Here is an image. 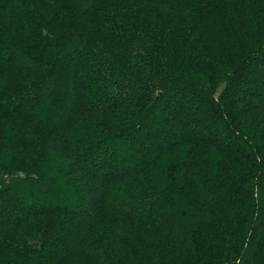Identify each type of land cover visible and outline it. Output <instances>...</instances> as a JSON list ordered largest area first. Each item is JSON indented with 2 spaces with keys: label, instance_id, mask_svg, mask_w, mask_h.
<instances>
[{
  "label": "trees",
  "instance_id": "trees-1",
  "mask_svg": "<svg viewBox=\"0 0 264 264\" xmlns=\"http://www.w3.org/2000/svg\"><path fill=\"white\" fill-rule=\"evenodd\" d=\"M226 1L0 0V124L10 122L0 132L10 130L16 152L57 135L61 146L46 149L51 161L61 153L50 172L47 163L15 166L20 157L5 162L3 156L0 264H264V192L246 220L242 204L257 200L259 191L249 173L254 146L237 134L238 122L229 120L224 132L212 122L199 141L193 137L194 124L204 123L199 114L185 123L161 115L162 103L173 96L176 109L190 95L204 104L193 89L203 84L192 76L177 83L175 75L187 62L176 60L179 48L207 43L208 26L190 29L203 24L194 18L198 10L211 16L212 29L228 10L219 19L224 30L264 33V0H239L231 6L236 18ZM255 17L258 25L251 26ZM252 60L264 63L259 55ZM248 69L245 75L242 66L232 67L222 84L218 98L228 107L255 96L264 108L257 73ZM70 83L77 93H70ZM54 101L61 107L49 112ZM134 103L135 111L127 106ZM40 108L48 109L43 119L33 111ZM155 113L163 124L146 136ZM75 133L89 135L77 140ZM207 144L218 151L204 150ZM164 161L169 168L157 169ZM196 168L199 179H192ZM85 196L91 207H81Z\"/></svg>",
  "mask_w": 264,
  "mask_h": 264
},
{
  "label": "rangeland",
  "instance_id": "rangeland-1",
  "mask_svg": "<svg viewBox=\"0 0 264 264\" xmlns=\"http://www.w3.org/2000/svg\"><path fill=\"white\" fill-rule=\"evenodd\" d=\"M223 2L219 3L222 4ZM227 4H223L224 6H230V11L232 14H234V18H236L237 13L231 9L232 5H236L239 3V0H227ZM209 3H206L204 6L206 7ZM203 8V7H202ZM228 8V7H227ZM239 9V8H238ZM229 12L228 10H225L223 12L224 18H226V13ZM203 14V15H201ZM222 16V17H223ZM200 17L203 21V24L207 25H200L199 22L196 23V25H190V29L192 28V31L198 32L199 27H209L207 29V34L205 42L202 45H200L198 48L195 50H190V48H187L184 50L183 48H179V56H176V60L181 61V63H185V66H179L180 72L179 78L177 80V83L179 82H184L186 79H190V76L195 77L198 79L200 84H203V87L200 88H194V91L199 93L198 96H200L202 99H204L202 104L200 103L201 99H198L196 97H193L192 95L188 96L187 98L183 97L182 100H184V105L180 109H176V107L179 105L178 101L175 100L174 97L178 96H173L168 98L165 102L162 103L163 109L161 115L165 114H172V116H179L180 121L182 123H185L187 121L185 118L191 117L194 115V113L199 114V119L204 122L203 124H194L195 127H197V130L194 131L193 137L196 139H200L199 141H204L206 137H208L207 134V126L211 125L212 122L215 124L216 127H221L223 129H226L228 131V122H238L239 125L235 124L237 134L243 139H245L248 144L253 145L254 147H251V167L249 170L250 173V178L252 184L256 187V189L259 191L258 198L257 200L253 201H248L245 199L243 202L242 206L243 210L245 211V214L243 213L242 215H245L246 220L249 219L250 217H253V213H255L256 206L254 204H257L259 197L261 198L263 192H264V108L261 107V102L258 104V98L254 97H248V100H242L240 99L239 101L242 100L243 103H239L238 105H229V107L224 104V101L222 102V99L218 98L220 94L223 92V87L222 84H224L225 80H227V77L231 73L234 72L235 70H231L232 67H238L242 66V73L247 75L249 73L248 66H253V69L257 75L255 76V79L260 82L259 86H262L258 89L257 88V93L259 97L261 98V95L264 94V77L261 75L259 77L258 72L261 70H264V63L262 62V65H256L252 58L256 56H260L261 58L264 59V49H262V46H264V33L261 31L259 28L253 27L250 32L247 34V37L244 36L243 32H239L237 27L231 28V29H226L224 30V27H220L219 24V19L222 18H217V20L214 23L213 29L212 25L210 24L211 21L210 17L208 16L207 18L209 19V24H208V19L206 18V15L201 12L200 10L197 11L196 15L194 18ZM216 17V16H215ZM181 22L184 24H188V19H182ZM251 26H257L258 25V18H254V20L250 23ZM264 30V29H262ZM204 36V34H202ZM191 51L192 54L188 59L182 58L183 54L187 51ZM66 52H59L60 56L67 57ZM72 56V54H71ZM251 61V62H250ZM217 66L218 69L215 68ZM80 75H83V78L85 81L88 79V74L85 70H82L80 72ZM158 76V75H157ZM97 77V75H96ZM90 79V77H89ZM160 79V75L157 77V80ZM222 82V83H221ZM176 83V82H175ZM70 93H77L79 91V87H77L76 84L70 83ZM74 94V93H73ZM197 96V95H195ZM69 96L67 95L66 98H64L63 101L67 103V98ZM233 98V96H232ZM64 102V105H65ZM255 102V103H254ZM55 103V101H54ZM50 105L49 112H53L56 108H60V104H54ZM207 104H210V110L207 112ZM30 104H28L29 106ZM127 104V106L132 109L133 111L138 109L137 103L134 104ZM52 108V109H51ZM233 108V109H231ZM48 110V109H47ZM47 110H43L42 108L40 109H34L33 111L40 116L42 119L43 117L48 113ZM209 112L211 116L209 117ZM110 116H112V113H109ZM233 115V119H231L230 115ZM158 113H155L152 115L150 122H149V127L146 130V136L148 135H153L156 131V129L160 128L161 125L163 124L162 118H159ZM235 120V121H234ZM96 121H101V118H96ZM54 123H59V122H54ZM101 123L102 122H97ZM108 122H104L106 124ZM114 123H112L109 126H112ZM2 128H7L10 127V122H2L0 124ZM36 124L31 123L28 125L29 128H36ZM109 127L104 126L103 129L107 130ZM100 130V129H98ZM226 133V132H225ZM10 130H4L3 133L1 134L0 132V162L1 165L4 164L3 161V156L5 155V162L8 161L10 157L13 156V161H15L14 165H20L21 162L25 166H27V160L33 159V163L29 162V164L32 166L37 165L38 162L41 163H47L48 164V169L47 172H50V163L53 161L54 164H58V156H61V153L57 152L53 156V160L51 161V154L48 153L46 150L49 146L53 149V152L56 151L55 149L61 147L60 146V140L59 136L57 135L55 137H44L40 139L36 144L34 145H28L25 147L24 151L22 152H16L14 151V142L10 139ZM89 134L87 133L86 135L84 134H76L74 135V138H80L84 140ZM170 136H174V133H172ZM66 140H68V137L66 136ZM62 141V140H61ZM229 142V141H227ZM197 143V142H196ZM79 144L75 145L77 148H79ZM258 146H261V150L258 148ZM193 145L191 143L184 145L185 150H190ZM206 149L208 150L209 153H213L215 151V145L213 146H205ZM200 150V149H199ZM203 150V149H202ZM244 150V149H243ZM246 150V149H245ZM43 151V155L41 152ZM193 151V150H192ZM218 150L216 149V152ZM64 152V151H62ZM208 153V152H207ZM44 154H47L44 156ZM49 154V155H48ZM195 154L198 155L197 151H195ZM203 155V154H202ZM49 156V157H48ZM66 159L67 155L62 154V158ZM73 158L71 156L68 157L67 160H72ZM62 164V163H60ZM0 165V166H1ZM44 165V164H43ZM59 165V164H58ZM169 162L164 161V163L158 164L157 169L165 170L169 168ZM206 167H203L202 169L204 170ZM148 170L143 171L142 173H147ZM156 171L154 168L150 170V172ZM199 174H200V168H196L195 170L192 171L191 177L192 179H199ZM80 182H84L85 177H78ZM66 182V181H65ZM67 183V182H66ZM243 186H247V183L245 182ZM80 187V186H78ZM240 194V197L243 196V192L240 190V192H237V195ZM19 200V194L16 193V196L13 195L12 199V204H16V202ZM83 206L87 208L88 206L91 207V202L89 199L83 198ZM250 202V203H249ZM254 203V204H252ZM8 206V205H7ZM94 207V206H93ZM3 209L2 207H0ZM13 208L12 205L9 203V209L11 210ZM257 211V210H256ZM239 219L242 216H238ZM13 215H10L6 217V221L4 224H10L12 221ZM1 227V226H0ZM1 230V229H0Z\"/></svg>",
  "mask_w": 264,
  "mask_h": 264
}]
</instances>
